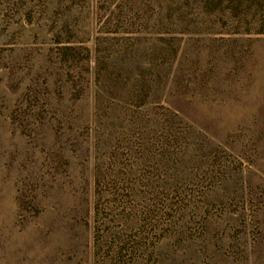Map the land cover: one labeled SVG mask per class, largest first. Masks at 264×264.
<instances>
[{
  "label": "rangeland",
  "instance_id": "rangeland-1",
  "mask_svg": "<svg viewBox=\"0 0 264 264\" xmlns=\"http://www.w3.org/2000/svg\"><path fill=\"white\" fill-rule=\"evenodd\" d=\"M0 264H264V0H0Z\"/></svg>",
  "mask_w": 264,
  "mask_h": 264
}]
</instances>
